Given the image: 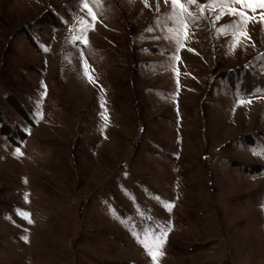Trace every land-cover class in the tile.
<instances>
[{
  "label": "rangeland",
  "instance_id": "obj_1",
  "mask_svg": "<svg viewBox=\"0 0 264 264\" xmlns=\"http://www.w3.org/2000/svg\"><path fill=\"white\" fill-rule=\"evenodd\" d=\"M170 9L0 0V264H264V24Z\"/></svg>",
  "mask_w": 264,
  "mask_h": 264
},
{
  "label": "snow or ice",
  "instance_id": "obj_2",
  "mask_svg": "<svg viewBox=\"0 0 264 264\" xmlns=\"http://www.w3.org/2000/svg\"><path fill=\"white\" fill-rule=\"evenodd\" d=\"M144 2L147 6V0H144ZM163 2L165 4L170 3L171 5L170 12L165 19L174 25V27H169L167 29L169 35L165 38L172 40L177 45L181 44L182 37L186 39L191 34L188 30L192 25L207 18L213 12H215V16L212 20L214 25L217 21L221 20L223 15H229L232 18L230 23L218 28L217 31L222 35L231 33L232 36L236 38L233 46L240 43L239 37H247L246 28L250 22L264 24V0H206L205 3H200V0H163ZM80 4L81 11H86L92 21L98 22V13L96 10L101 7L102 0H80ZM159 5L160 0H157V10H159ZM235 5L241 7H235ZM257 9L261 10L259 12V20H256L254 15H249V11L251 13H257ZM80 23L83 25L81 29L82 34L73 35L70 42L74 45L82 43L88 46V41L84 34L87 33L89 29H94V24L83 17H81ZM149 31H151V29H149ZM85 75L91 82L92 78L87 69H85ZM241 103H243V101H241ZM101 106L103 107V104ZM38 115H41L42 118V114ZM104 119L106 120L107 117L105 116ZM14 155H22L19 148ZM166 207L171 211L173 205L167 204ZM22 215L28 219V223H32L29 214L22 213ZM170 231L171 228L168 226L157 225V230L151 228L145 229L143 239H141L138 234H134L137 235L138 243L145 248L153 264H158L159 257L163 256V246ZM23 239L27 242V237H23Z\"/></svg>",
  "mask_w": 264,
  "mask_h": 264
}]
</instances>
